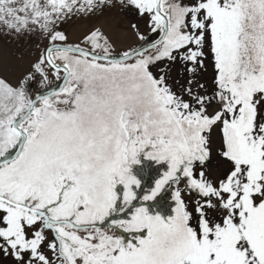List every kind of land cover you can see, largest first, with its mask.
I'll return each mask as SVG.
<instances>
[{"label": "snow or ice", "instance_id": "snow-or-ice-1", "mask_svg": "<svg viewBox=\"0 0 264 264\" xmlns=\"http://www.w3.org/2000/svg\"><path fill=\"white\" fill-rule=\"evenodd\" d=\"M116 6L158 38L59 30ZM0 27L49 42L0 78V264H264V0H0Z\"/></svg>", "mask_w": 264, "mask_h": 264}, {"label": "rangeland", "instance_id": "rangeland-1", "mask_svg": "<svg viewBox=\"0 0 264 264\" xmlns=\"http://www.w3.org/2000/svg\"><path fill=\"white\" fill-rule=\"evenodd\" d=\"M130 10V8H121L120 6L111 8L106 7L102 12L98 10L90 15L83 14L74 16L69 22L64 23L59 30L67 34L69 42L75 43L78 41V38H82L83 34L94 30V28H98L107 37L109 42L111 44L113 43L112 46L115 45L113 46L114 49L122 50L129 46H134L136 45V41L138 42L137 35H133L129 40L121 35L122 32H130L132 34L130 25L134 23L136 19L129 17ZM118 32L121 34L117 35ZM140 32L144 35H151L152 39H156V36H158V34H151L148 27L145 30H140ZM48 43L49 42L43 39L39 34H33L31 36L25 34L18 38L15 34H8L6 29L0 27V78H6L8 81L15 83L17 78L27 71L30 63L38 57L41 50ZM208 63L210 64L211 61H208ZM172 78H178V66H172L170 83L172 82ZM212 79L213 71L212 68L209 67L208 71L203 76V80L207 83L209 88L212 87ZM220 147V140L214 136L212 145L213 159H216L215 153ZM143 167H145L148 173L153 175V178L158 174L156 165L150 162H145ZM208 168L211 176L214 178L227 168V163L220 160L219 167L215 168L214 171L212 170L213 165L211 163H209ZM160 171L162 172L163 169H160ZM138 174H142V170H138ZM145 179H147V177H145ZM181 187H183V185H181ZM183 195L186 202L191 203L192 198L189 197L188 193L185 192ZM161 203L164 204V201H161ZM172 206L174 205L169 196L164 210L170 211Z\"/></svg>", "mask_w": 264, "mask_h": 264}, {"label": "trees", "instance_id": "trees-1", "mask_svg": "<svg viewBox=\"0 0 264 264\" xmlns=\"http://www.w3.org/2000/svg\"><path fill=\"white\" fill-rule=\"evenodd\" d=\"M131 12H130V15H129V17H132V18H134V19H136L135 21H134V23L135 24H137L138 25V27H139V29L140 30H145L147 27H146V23H145V19H141V18H139L132 10H130ZM129 13V12H128ZM127 13V14H128ZM90 15V14H89ZM94 28V27H93ZM92 28V29H93ZM91 29V28H90ZM95 29V28H94ZM143 32V31H142ZM121 33L120 32H118L117 33V35H120ZM84 35V34H83ZM107 35V34H106ZM125 39H128L129 40V38H131L133 35H135L136 36V34H135V31H134V29H132V34L130 33V32H125V33H123L122 32V34H121ZM158 38V36H156V39ZM136 43H137V41H136ZM113 44V43H112ZM113 46H115V45H113ZM135 46V45H134ZM128 48V47H127ZM127 48H125V49H127Z\"/></svg>", "mask_w": 264, "mask_h": 264}]
</instances>
